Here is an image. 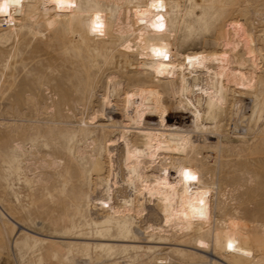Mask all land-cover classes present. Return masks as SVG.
Segmentation results:
<instances>
[{"label": "rangeland", "instance_id": "rangeland-1", "mask_svg": "<svg viewBox=\"0 0 264 264\" xmlns=\"http://www.w3.org/2000/svg\"><path fill=\"white\" fill-rule=\"evenodd\" d=\"M81 1L82 5L91 3ZM99 2L107 9L120 5L119 0ZM174 15L178 19L174 26L176 34L186 50L210 48L218 26L230 19L241 20L247 31L254 33L259 67L254 90L244 93L231 87L228 106L218 118L217 126L210 127L208 147H201L199 139L195 154L188 152L182 157L163 152L159 160L147 163L146 173H162L166 166L182 169L185 165L214 187L223 216H232L237 208L241 219L250 225L255 238L253 245L259 240L264 242V0H192L184 2ZM72 21L73 30L81 31L83 22H76L75 18ZM4 27H0V210L32 229L38 230L41 222L46 228L74 223L78 226L75 234L79 227L82 231H93L95 227L86 222L99 221L107 210L95 203L99 190L88 170L93 157L99 155L106 167L112 163L118 181L114 189L116 204L119 197L129 194V189L124 185L127 170L121 137L125 118L122 91L112 97L116 101L112 106L116 113L111 115L116 125H112L100 113L106 78L94 90L92 85L102 72L114 74L115 80L124 84L127 74H137L122 68L112 73L114 63L122 59L119 45L113 46L112 52L100 51L97 56L82 46L79 56L73 47L75 41L62 26L45 30L42 23V34L36 37L28 34L16 45ZM87 42L90 48L99 46L97 42ZM239 54L251 67L242 45ZM130 58L132 62L139 60L136 55ZM145 80L143 74L138 75L139 84ZM164 100L170 107L175 105L169 91H165ZM92 114L97 115V122L89 125ZM133 130L129 128L127 135L139 140ZM75 136L78 140L74 142ZM109 138L115 139L112 145H107ZM158 214L155 204H147L145 217L129 220L132 229L144 227L148 222L159 225L162 220ZM110 227L106 238L121 240L116 226ZM179 235L169 229L161 236L172 243ZM21 236L15 235L16 242L24 238ZM11 238L9 226L0 217V264H38L34 247L21 244L12 247ZM128 239L141 240L133 231ZM168 243L166 246H170ZM66 244L47 240L38 246L42 264H58L52 258L53 250L58 251L60 258L68 255L72 264H81L82 260L95 264L93 260H84L93 250L79 243ZM166 246L150 255L129 245L126 248L117 245L112 255L102 251L98 264H159L156 261L160 258L164 261L160 264H185L180 254ZM195 259L196 264H202L199 255Z\"/></svg>", "mask_w": 264, "mask_h": 264}, {"label": "bare ground", "instance_id": "bare-ground-1", "mask_svg": "<svg viewBox=\"0 0 264 264\" xmlns=\"http://www.w3.org/2000/svg\"><path fill=\"white\" fill-rule=\"evenodd\" d=\"M88 1H91L89 5H82L81 0H71L69 7L58 6L57 0H20L18 5H11L7 13H0V27L5 25L4 30L9 32L16 45L28 34L36 37L44 29L56 30L62 26L75 41L73 47L79 56L82 46L97 56L100 51L112 52L113 46L119 45L122 59L114 63L112 73H118L121 68L131 69L137 76L127 74L124 84L116 81L114 74L102 72L99 65L102 76H97L92 89L106 78L100 113L106 115L112 125H116L111 116L116 113L112 109L116 105L112 97L122 91L125 118L121 137L124 140L123 163L127 170L124 185L128 186L129 194L119 197L116 204L114 189L118 181L112 163L110 161L106 167L102 158L95 156L88 169L99 190L95 203L107 210L99 221L86 222L95 227L93 231H87L91 234L80 227L75 234L78 226L74 223L46 228L41 222L38 230L32 229L0 210V217L12 233L10 245L34 247L36 260L42 264L43 255L38 246L47 240L65 245L79 243L93 250L84 260L98 264L102 260V251L112 255L117 245L124 248L129 245L137 252L151 255L166 246L168 238L161 235L173 229L180 238L166 247L180 254L185 264H196V255L201 257L202 264H264V242L259 240L253 245L255 238L250 225L241 219L237 208L232 216L222 215L223 206L212 185L199 177L194 181L185 180V165L182 169L166 166L162 173L147 174L145 169L147 163L159 160L163 152L182 157L188 152L195 154L199 139L201 147H208L210 127L217 126L221 113L228 106L231 87L244 93L254 90L259 48L253 31H247L241 20L230 19L216 28L214 44L210 48L186 50L176 34L174 26L178 19L174 14L184 2L192 0H119L120 5L114 9L104 8L99 0L85 2ZM154 4L158 6L153 7ZM158 17H162L163 29L153 27L161 22ZM73 18L83 22L81 31L73 30ZM96 24L102 27L93 30ZM87 41L97 42L95 44L99 46L90 48ZM241 45L251 60V67L239 54ZM154 49L166 52V57L157 55ZM131 55H136L139 60L132 62ZM139 74L147 79L140 84L137 82ZM165 91L173 96V107L164 100ZM93 122H97L96 114L90 116L89 125ZM129 128L134 129V136H139V140L127 135ZM77 140L75 136L74 142ZM114 141L107 139V145ZM107 152L111 154L108 148ZM90 195L89 191L88 200ZM147 204L158 207L161 223L148 222L144 227L132 229L129 220L145 217ZM112 224L118 229L121 240L106 238ZM132 231L141 238L140 241L128 239ZM16 234H22L24 238L16 242ZM229 242L233 245L231 248ZM52 256L58 264H72L68 255L60 258L57 250H53ZM81 262L86 264V261ZM156 262L164 263L162 258Z\"/></svg>", "mask_w": 264, "mask_h": 264}, {"label": "snow or ice", "instance_id": "snow-or-ice-1", "mask_svg": "<svg viewBox=\"0 0 264 264\" xmlns=\"http://www.w3.org/2000/svg\"><path fill=\"white\" fill-rule=\"evenodd\" d=\"M19 3H20V0H0V13H7L11 5H18ZM57 4L58 6H69V7L72 6L71 0H57ZM157 6H158L157 4L153 5V7H157ZM157 19L161 22L153 25V27L158 28V29H163L164 24L162 22V17H158ZM101 27H102L101 24H96L94 25L93 30H99ZM154 51L159 56L166 57L167 55L166 52L161 51L159 49H154ZM183 175H184L185 180L187 181H194L197 179V177L187 169L184 170ZM232 246H233L232 243L229 242L228 247L231 248Z\"/></svg>", "mask_w": 264, "mask_h": 264}]
</instances>
